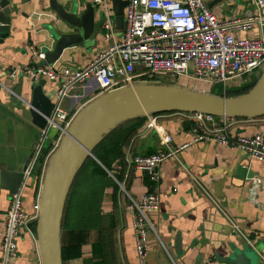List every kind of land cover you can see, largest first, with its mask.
I'll list each match as a JSON object with an SVG mask.
<instances>
[{
  "label": "crops",
  "instance_id": "1",
  "mask_svg": "<svg viewBox=\"0 0 264 264\" xmlns=\"http://www.w3.org/2000/svg\"><path fill=\"white\" fill-rule=\"evenodd\" d=\"M9 1L15 7L14 23L10 38L0 44V264H3L2 242L5 217L12 195L10 184L3 183L1 175L4 171L14 170L11 161H17L16 155L30 137L25 121L16 114L19 105L14 104V101L19 99L16 96L19 87L22 88V97H27L31 95L29 88L33 85V82L24 76L13 83L9 78V71L30 64L32 47L41 49L44 53L51 52L56 43L53 38L55 31L64 35L73 33V29L52 11L50 0ZM109 1L113 10L112 2ZM206 1L209 4L214 0ZM58 2L67 9L72 4L78 3L79 12L84 13L85 6L94 3V0H58ZM225 2L227 1L215 6L212 11L226 9L230 14L236 11L237 16H241L251 8L253 0H245L246 6ZM97 18L98 21L99 17ZM98 38L95 47L89 48L86 43L84 46L66 49L60 60L51 68L86 66L107 48L102 33ZM182 84L183 82L182 87L197 90L191 88L189 83ZM47 89L56 92L57 85L48 82ZM198 91L214 94L212 90ZM99 94L96 83H92L90 87L81 86L70 98L64 100L61 106L67 111L78 114L101 96ZM153 119H156L157 125L163 129L165 135L172 138L170 145H165L164 134L148 128ZM123 126L135 127L136 133L129 141L124 143L116 139V142H113L109 139L103 144L112 133ZM191 128L187 114L171 113L157 116L154 114L131 119L107 135L94 148L93 156L88 157L78 172L80 174L86 169L74 202L79 203V200H82L81 204H84L87 200H93L105 218L111 216L115 208L119 207L121 225L116 236L119 253L121 255L123 251L126 253L129 264H139L132 230V216L127 209L129 197L138 200L150 191L147 173L137 171L132 161L139 155L155 154L191 143L193 140ZM232 132L234 135H264V117L239 119L233 126ZM111 148L114 152L109 155L107 150ZM96 150L99 155L110 157L108 159L110 169L97 159ZM90 159L98 163L106 176L98 175L89 163ZM244 164L248 166V175L247 179L242 180L238 170ZM122 173L125 174L126 179H130L128 187H125L126 192L116 178ZM160 173L161 181L153 193L161 196V206L159 211L149 213L157 233H153L149 239L148 264H207L213 260L214 252L210 247L222 246L226 243L238 249L245 246L259 248L261 249L259 256H264V163L251 160L239 149L208 142L193 145L178 156L168 159L160 167ZM258 179L262 180V185L256 188L254 182ZM113 182L119 184V191H116ZM37 185L38 178L34 175L28 179L26 187L22 188L24 208L28 212L32 211ZM73 186L74 183L72 188ZM93 193L97 196H93ZM72 213H75L74 209L71 210V216ZM63 221L64 219L62 223ZM63 239L62 225V258ZM18 245L20 259L16 264H42L37 242L30 234L21 232ZM90 252L89 244L84 247L82 258L63 260V264H88Z\"/></svg>",
  "mask_w": 264,
  "mask_h": 264
},
{
  "label": "built area",
  "instance_id": "2",
  "mask_svg": "<svg viewBox=\"0 0 264 264\" xmlns=\"http://www.w3.org/2000/svg\"><path fill=\"white\" fill-rule=\"evenodd\" d=\"M129 1L125 27L118 35L110 1L94 0L93 4L105 14L103 39L107 48L86 66L36 68L35 65L46 56L41 49L32 47L30 64L9 71L13 83L24 76L33 83L46 80L57 85L56 106L48 118V127L43 132L36 156L25 172L27 179L34 176L50 131L55 130L59 136L53 142L54 148L44 156L43 175L32 211L24 208L23 189L11 195L2 242L3 264H16L20 259L18 240L23 230L37 242L32 225H36L40 217V195L47 164L77 115V112L63 109L61 104L72 96L78 85L90 87L96 83L99 95H104L140 82L181 85L183 81L191 84L195 80L213 87L221 86L226 93L230 82L264 71V0H253L251 8L243 15L223 20L209 8L206 0ZM187 118L192 125L191 143L151 155H139L132 161L137 171L147 173L155 187L161 181L160 167L165 161L201 143L213 142L236 148L251 160L264 163V135H234L232 129L238 118L207 113L187 114ZM148 128L164 134L165 145L171 144L172 138L165 135L156 119L151 120ZM261 185V179L255 180L256 188ZM121 187L126 192L125 186ZM129 198L127 209L132 216L137 258L139 264H148L149 239L157 233L149 213L159 211L161 196L147 193L138 200ZM260 259L264 264V256L260 255ZM215 262L210 260L207 264Z\"/></svg>",
  "mask_w": 264,
  "mask_h": 264
},
{
  "label": "water",
  "instance_id": "3",
  "mask_svg": "<svg viewBox=\"0 0 264 264\" xmlns=\"http://www.w3.org/2000/svg\"><path fill=\"white\" fill-rule=\"evenodd\" d=\"M223 1L225 0H214L208 6L213 10ZM111 2L116 29L122 32L125 27V10L130 1L111 0ZM50 4L52 11L73 29V33L64 35L55 31L53 38L56 43L53 50L45 52V60L35 65L36 68L54 66L66 49L84 46L96 35L97 16L99 19L105 17V14L93 3L85 6L84 13L79 12L78 3L72 4L69 9L58 0H50ZM14 8L9 0H0V44L11 36ZM47 87L48 82L41 80L33 83L29 88L31 95L27 97H22L21 87L16 92L19 98L14 101V104L19 105L16 114L25 121L30 137L16 155L17 161H11L14 170L4 171L1 175L2 182L10 184L12 194L19 192L26 180L28 181L25 172L36 156V149L41 143L43 132L48 127V118L51 117L56 106V92L48 90ZM159 113H207L238 119L264 117V71L255 87L239 97L229 98L170 83L140 82L101 95L82 109L49 159L45 171L40 195L41 212L36 224L37 245L42 264H63L61 232L66 203L78 172L88 157L93 156L94 148L121 124L134 118ZM56 135L55 130L50 131L37 166L44 159ZM76 157H79V161L73 177L68 182L69 186L62 205L59 206V190H63L66 172ZM238 172L242 180L247 179L248 166L242 165ZM210 250L214 252L213 259L218 264H256L251 255L253 250L251 246L238 249L226 243L222 246L214 245Z\"/></svg>",
  "mask_w": 264,
  "mask_h": 264
},
{
  "label": "trees",
  "instance_id": "4",
  "mask_svg": "<svg viewBox=\"0 0 264 264\" xmlns=\"http://www.w3.org/2000/svg\"><path fill=\"white\" fill-rule=\"evenodd\" d=\"M257 82L258 80H255L253 83H248L239 88H230L226 93H223L221 89H213L212 92L216 95L227 96L229 98L239 97L249 93L255 87ZM162 114L171 113H159L155 115L157 116ZM123 127L112 133L103 142V144L109 139H111V141L113 142H116V139L117 141H121L124 143L129 141L136 133L135 127ZM58 136L59 135L57 133L53 142L58 139ZM53 148L54 145L52 143L48 150L51 151ZM113 152L114 149L112 148L107 150V153L109 155H112ZM95 156L105 167L110 169V165L108 164V159L110 157L105 158L102 155H99L98 150L95 151ZM89 163H91L93 169L97 171L98 175L106 176L103 169L98 165L96 161L90 159ZM43 164L44 161L42 160L39 165L36 166V169L34 171V174L38 178V185L35 189V198L37 197L40 188V182L43 175ZM83 172H86V169L78 174L65 208V218L63 217L64 221L62 223L64 233L63 260L67 261L70 259L82 258L84 254V247L90 244L91 256L89 258L88 264H123V260L129 264L127 255L124 251V258L122 257V260H119L118 258V254L120 253L119 242L117 241L116 235L121 225L118 212L119 207L115 208L114 213L111 216L105 218L100 212V208L95 205L93 200H87L84 204H81V202H83L82 200H79V203L74 202L77 196L79 185L81 183ZM116 178L118 179V182L120 184L128 187L130 179H126L124 173L120 174V176H116ZM113 184L116 187V191H119V184H115L114 182ZM155 186L156 185L148 179V187L150 190L149 193L154 192ZM93 196H97V194L93 193ZM72 209H74L75 211V213H72L73 216H71ZM32 228L36 232V225L33 224Z\"/></svg>",
  "mask_w": 264,
  "mask_h": 264
},
{
  "label": "rangeland",
  "instance_id": "5",
  "mask_svg": "<svg viewBox=\"0 0 264 264\" xmlns=\"http://www.w3.org/2000/svg\"><path fill=\"white\" fill-rule=\"evenodd\" d=\"M226 1L227 2H225V3H227V4L234 3V4L239 5V6H246L245 0H226ZM234 10H237V9H234ZM214 13L219 17L220 20L231 19L233 17H236L237 14H238L236 11H233L230 14V12L228 13L226 9L219 10V11H216ZM103 26H104V19L100 18L97 21V23H96V35L93 36V38L87 42L89 48L96 46V44L98 42V39H99L98 35H101V33L103 34ZM97 33H98V35H97ZM117 34L121 35L122 33L118 32ZM261 75H262V73H257V74H253V75H251V76H249L247 78H244V79H239V80L232 81V82L229 83V87L230 88L231 87L239 88V87H242V86H244V85H246L248 83H253L255 80H259ZM182 80H184V79H182ZM187 83H188V81H183V84H187ZM190 86H191V88L194 87L197 90H205V91H210V90H213V89H221L222 90L221 86L213 87V86H211L209 84H206V83L195 82V80H193V82L190 84ZM78 87H81V85H78ZM22 232H25V230H23ZM260 252H261V249H259V248L258 249H256V248L254 249L253 248V250L251 252V255L254 258L256 264H262L260 256H259ZM122 257H123V255L118 254L119 260H122ZM123 264H128V263L123 260Z\"/></svg>",
  "mask_w": 264,
  "mask_h": 264
},
{
  "label": "bare ground",
  "instance_id": "6",
  "mask_svg": "<svg viewBox=\"0 0 264 264\" xmlns=\"http://www.w3.org/2000/svg\"><path fill=\"white\" fill-rule=\"evenodd\" d=\"M78 161H79V157H76L75 160L73 161L70 169L66 172V181H65L64 188H63V190L62 189L59 190V197H58L59 206L62 205V201H63V198H64V194L67 191L68 186H69V183L68 182H70L71 178L74 175L75 167H76Z\"/></svg>",
  "mask_w": 264,
  "mask_h": 264
}]
</instances>
